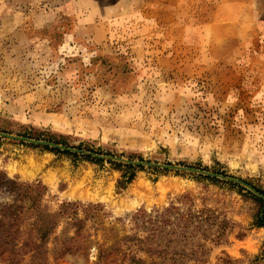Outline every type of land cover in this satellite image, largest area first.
Returning a JSON list of instances; mask_svg holds the SVG:
<instances>
[{"label": "rangeland", "instance_id": "1", "mask_svg": "<svg viewBox=\"0 0 264 264\" xmlns=\"http://www.w3.org/2000/svg\"><path fill=\"white\" fill-rule=\"evenodd\" d=\"M0 131L223 171L264 190V0H0ZM78 154L0 136V168L46 185L51 209L103 205L76 252L60 253L51 238L48 264H134L137 248L116 245L142 235L133 215L170 205L211 215L194 225L210 239L222 233L219 244L202 240L204 253L181 245L166 260L138 253L144 264H248L259 253L264 228L250 225L258 204L232 181ZM124 173L135 178L120 189ZM9 200L0 193V204ZM3 231L0 264H29L17 249L23 237L8 248ZM73 234L57 229L61 240Z\"/></svg>", "mask_w": 264, "mask_h": 264}, {"label": "trees", "instance_id": "2", "mask_svg": "<svg viewBox=\"0 0 264 264\" xmlns=\"http://www.w3.org/2000/svg\"><path fill=\"white\" fill-rule=\"evenodd\" d=\"M45 147L52 151L65 152L74 156L81 155L76 152L62 151L55 147ZM90 151H92L91 153L95 152L93 150ZM96 152L103 153L100 151ZM82 156L94 162L104 161L103 159L93 157L92 154ZM117 165L119 167L126 165V167L133 168V165L123 163H117ZM217 173L226 175V172L223 171H217ZM205 177L219 180L216 177ZM134 178L135 173L129 175L124 173L118 181V188H127ZM246 182L264 195L263 189L257 187L252 182ZM229 183L238 187L245 197L251 198L258 204V209L253 215L250 224L251 228H264V198L238 183ZM0 193L10 198L9 201L0 204V226L4 228L2 245L11 248L15 240L23 237L17 249L22 251L24 256L31 254L29 264H48L49 243L52 237H54V241H62L63 245L60 253L76 252L84 245L88 222L96 224L100 213L104 209L101 203L84 204L63 201L57 209L53 210L46 202L48 194V187L46 185L41 181L28 182L22 181L19 178H10L1 168ZM203 211L200 210L199 213L203 214ZM197 218L209 219L211 215H206V217H203V215L197 216L191 211H182L176 205H170L156 216L149 215L144 209H141L133 215L132 220L134 227L137 231H141L142 235L137 232L126 236L122 239V242H118L116 245L119 247L118 249H121L123 244L127 247L129 246V248L132 245L137 248L136 253L131 257V261L134 264H144L145 262L144 258L139 256L138 253L165 260L170 257L176 258L175 256L179 255L178 252L175 251L174 255H171V249H178L181 245L184 246V249L182 248L184 251L191 250L195 253L200 249L201 253H204L205 244L202 243V240L205 242L209 240L214 241L218 245L222 233L218 234V240L210 239L208 235L199 232L200 225H194ZM24 223L28 225V230L26 231H22ZM61 224H66V227L73 229L74 234L67 240H61L59 235H57V229ZM243 236H245V233H239V237ZM194 238L198 239L191 241ZM225 264L235 263L231 259H225ZM248 264H264V241L259 253L254 255Z\"/></svg>", "mask_w": 264, "mask_h": 264}, {"label": "water", "instance_id": "3", "mask_svg": "<svg viewBox=\"0 0 264 264\" xmlns=\"http://www.w3.org/2000/svg\"><path fill=\"white\" fill-rule=\"evenodd\" d=\"M0 136L12 138V139L24 140V141H28V142L35 143V144L48 145L50 147H55V148H59V149L71 151V152H77V153H83V154H92V155L99 157V158H102V159H111V160H116V161H120V162H124V163H128V164H133V165L159 166V167L169 168V169L175 168V169H180V170H185V171H192V172L200 173V174L207 175V176L219 177L222 179H226V180L241 184V185L247 187L248 189H250L256 195L264 198L263 194L258 192L252 185L246 183L244 180H241V179L236 178V177L228 176V175L215 173L212 171H206L203 169H197V168L186 167V166H173V165L159 164V163L146 162V161H140V160H130L127 158L116 157V156H105V155H101V154H94V153H91L89 151H84V150L73 148V147H66L62 144H56V143H53L50 141H45V140H36V139H32V138H27L24 136H17V135L8 134V133L2 132V131H0Z\"/></svg>", "mask_w": 264, "mask_h": 264}, {"label": "bare ground", "instance_id": "4", "mask_svg": "<svg viewBox=\"0 0 264 264\" xmlns=\"http://www.w3.org/2000/svg\"><path fill=\"white\" fill-rule=\"evenodd\" d=\"M68 194L71 195V196H73V197H76L78 195L77 192H76V190H72ZM138 203H139L138 201H134L133 203L129 204L128 206H133V205H136Z\"/></svg>", "mask_w": 264, "mask_h": 264}, {"label": "flooded vegetation", "instance_id": "5", "mask_svg": "<svg viewBox=\"0 0 264 264\" xmlns=\"http://www.w3.org/2000/svg\"><path fill=\"white\" fill-rule=\"evenodd\" d=\"M45 146H48V145H45ZM88 155V154H87Z\"/></svg>", "mask_w": 264, "mask_h": 264}]
</instances>
